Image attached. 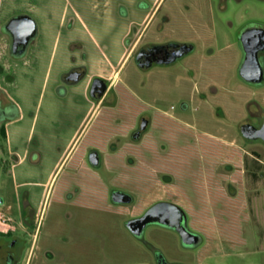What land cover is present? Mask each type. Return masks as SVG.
I'll return each instance as SVG.
<instances>
[{"label": "rangeland", "instance_id": "374dc122", "mask_svg": "<svg viewBox=\"0 0 264 264\" xmlns=\"http://www.w3.org/2000/svg\"><path fill=\"white\" fill-rule=\"evenodd\" d=\"M105 1L90 9L85 1L80 10L84 27L65 0H0V85L5 95L0 90V98L16 108L8 140L1 145L6 154L0 152V215L19 220L24 201L37 215L30 250L20 264H154L125 222L162 199L182 207L203 236L195 264H264V146L247 143L240 131L250 120L264 119V87L240 80L241 56L235 44L237 30L263 18L264 8L243 0L224 11L226 20L215 28L222 42L208 68L217 90L208 94L180 90V100L190 99L192 109L180 111L177 136L164 141L166 151L142 156L147 144L156 143H132L130 149L136 152L132 156L105 159L100 185L94 188L93 171L79 175V180L75 176L92 141L88 135L71 139L84 105L77 102L76 94L60 98L59 77L71 61L114 60L120 55L111 81L116 87L122 85L129 55L123 44L126 26L143 0H109L104 8ZM21 15L36 21L37 36L23 55L14 56L5 26ZM139 97L134 103L145 105L148 100ZM76 186L80 199L91 195L100 201L101 249L94 263L71 252L64 261L62 254L56 259L45 254L50 216L70 191L76 193ZM113 189L130 194L133 201L114 207L109 201ZM14 226L11 220L0 224L5 230ZM79 232L73 229L74 235ZM147 239L164 247L172 258L192 262L190 252L178 250L174 235L154 229ZM55 241L61 245L59 238ZM113 245L115 254L110 257L108 248Z\"/></svg>", "mask_w": 264, "mask_h": 264}, {"label": "flooded vegetation", "instance_id": "af4514ba", "mask_svg": "<svg viewBox=\"0 0 264 264\" xmlns=\"http://www.w3.org/2000/svg\"><path fill=\"white\" fill-rule=\"evenodd\" d=\"M70 3L73 18L82 26L87 24L80 10L99 7L101 0H65ZM76 2V4H72ZM243 0H143L138 7L135 17L128 22L123 40L124 47L129 51L126 70L123 72L122 85L116 87L112 78L119 64L117 59L82 58L66 64L60 75V98L76 96V100L84 105V114L75 128L71 139L75 141L82 135H88L92 141L84 149L81 164L75 169V176L88 175L93 171L97 175L92 185L99 187V172L104 169L107 157L132 156L136 153L130 149L132 143L143 142L147 149L140 152L144 155L157 156L165 152L164 141L177 136L180 111H189L192 104L189 100H180V90L191 94L199 92L208 94L217 90V85L211 82L209 66L217 55L215 47L221 45L222 38L216 31L218 22H224V11L232 5H239ZM258 8H264V0H247ZM109 0L105 1L104 8ZM127 14V13H126ZM22 16V15H21ZM128 16V15H127ZM8 24V23H7ZM230 26L233 25L229 22ZM7 34L11 37L9 32ZM12 39V37H11ZM239 47L241 64L238 69L242 82L264 87V17L254 25L237 30L236 42ZM223 48L219 49L221 52ZM248 61L252 62L250 73L254 81H247L241 70ZM123 65L120 69L124 68ZM105 72V73H103ZM1 94L4 95V90ZM139 95L148 101L138 106L134 103ZM13 104L0 98V129H5L8 140V125L14 118ZM250 120V119H249ZM264 119L258 117V122L250 123L261 127ZM241 131V129H240ZM249 144H262L261 140H248ZM71 140V141H72ZM75 142L69 149H73ZM148 147L150 149H148ZM156 147L157 149H151ZM2 155L6 149L0 147ZM155 153L157 155H155ZM89 182V181H87ZM110 203L115 207L112 195ZM121 191V190H119ZM55 206L50 216L46 231L49 242L45 254L52 259L62 254L66 259L68 252L77 254L78 259L94 263L100 259V201L95 196L88 195L80 199V190L76 186ZM74 194H77L76 197ZM133 201V200H132ZM199 201V200H198ZM204 201V200H201ZM177 203L169 200H158L139 216L145 221V229L140 237L144 248L151 255L154 264H195L194 257L204 246L203 236L191 225V220L182 208L181 214L176 215L169 204ZM130 204V203H128ZM162 204L158 215L151 213L152 207ZM19 220L7 217L15 222L14 227L0 232V264H20L30 250L36 231L37 215L28 205L22 203ZM112 229L114 225H110ZM77 229L78 235H74ZM111 229V228H110ZM172 234L176 238L177 248L192 254L191 261L174 259L168 255L164 247L158 246L147 239L151 230ZM39 231V228H38ZM59 238L56 245L55 239ZM106 248V247H105ZM109 255L115 254L116 247L109 246ZM111 257V255H110ZM115 257L112 256V259ZM111 259V258H110Z\"/></svg>", "mask_w": 264, "mask_h": 264}, {"label": "water", "instance_id": "95a60500", "mask_svg": "<svg viewBox=\"0 0 264 264\" xmlns=\"http://www.w3.org/2000/svg\"><path fill=\"white\" fill-rule=\"evenodd\" d=\"M6 30L12 37V45L11 52L14 56L23 55L29 44L36 38L37 36V23L36 21L26 15L17 16L12 18L8 24L6 25ZM252 62L248 61L247 64L241 70L242 76L247 81H254L251 76ZM241 132L244 138L248 140H261L264 142V122L261 127H256L252 124H244L241 126ZM112 198L116 204H128L131 203L133 198L130 194L123 191H115L112 195ZM162 204H157L151 209V213L154 215L160 214L162 211ZM174 208V213L176 215L181 214L182 208L176 204H169ZM126 227L137 237H140L145 229V221L143 217L132 218L126 222Z\"/></svg>", "mask_w": 264, "mask_h": 264}, {"label": "trees", "instance_id": "16d2710c", "mask_svg": "<svg viewBox=\"0 0 264 264\" xmlns=\"http://www.w3.org/2000/svg\"><path fill=\"white\" fill-rule=\"evenodd\" d=\"M7 135L5 129H0V147L3 141H6Z\"/></svg>", "mask_w": 264, "mask_h": 264}, {"label": "built area", "instance_id": "2783aa9c", "mask_svg": "<svg viewBox=\"0 0 264 264\" xmlns=\"http://www.w3.org/2000/svg\"><path fill=\"white\" fill-rule=\"evenodd\" d=\"M8 222L9 220L6 217H3L2 215H0V224L8 225ZM0 232H6V230L0 228Z\"/></svg>", "mask_w": 264, "mask_h": 264}]
</instances>
